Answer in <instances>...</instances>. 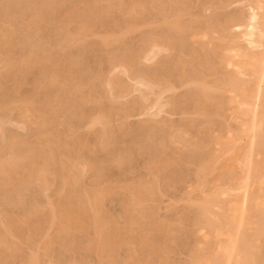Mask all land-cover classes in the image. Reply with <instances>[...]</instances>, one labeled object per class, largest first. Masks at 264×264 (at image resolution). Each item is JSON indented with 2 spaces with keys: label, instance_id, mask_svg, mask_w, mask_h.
<instances>
[{
  "label": "bare ground",
  "instance_id": "bare-ground-1",
  "mask_svg": "<svg viewBox=\"0 0 264 264\" xmlns=\"http://www.w3.org/2000/svg\"><path fill=\"white\" fill-rule=\"evenodd\" d=\"M189 1L0 0V264H264V0Z\"/></svg>",
  "mask_w": 264,
  "mask_h": 264
},
{
  "label": "rangeland",
  "instance_id": "rangeland-1",
  "mask_svg": "<svg viewBox=\"0 0 264 264\" xmlns=\"http://www.w3.org/2000/svg\"><path fill=\"white\" fill-rule=\"evenodd\" d=\"M171 1L172 0H169V3H171ZM190 1H191V3H190ZM189 1V6H191L192 8H190V7H188V9H190V11L188 10V13H190L191 14V10H192V16L191 17H193V16H196V12H198V4H199V1L200 0H190ZM196 2V3H195ZM198 2V3H197ZM194 3V4H193ZM195 6H197V7H195ZM196 8V9H195ZM234 10V6H230V7H228L227 8V10ZM194 10V11H193ZM194 12V13H193ZM208 12V11H207ZM206 12V13H207ZM205 13V14H206ZM207 15H209V12H208V14ZM189 16V14L188 15H185V17H188ZM146 63V62H145ZM122 80L121 81H123V82H126V80H127V78H121ZM125 80V81H124ZM128 81V80H127ZM131 85H130V87L132 86V83L130 82V81H128ZM127 82V83H128ZM128 83V84H129ZM184 89V88H183ZM183 89H182V91H183ZM85 90H87V89H85ZM131 91L133 92H135V94H134V92H133V94H131L130 95V93H131ZM181 91V89L180 90H178V92H180ZM181 91V92H182ZM137 92V93H136ZM130 93H129V95H127L126 97H124V98H122V100L120 99V101L122 102L124 99H126V101H128V100H130L131 98H133L134 96H138L139 95V92L138 91H136V90H134V87L132 86V88L130 89ZM105 94V93H104ZM103 94V95H104ZM137 94V95H136ZM98 95V94H97ZM106 95H109L108 93H106ZM150 95V96H149ZM149 95H147L148 96V98L149 99H151L150 97H153V95H151V94H149ZM105 96V95H104ZM104 96H101L100 97V95H99V97H97V101H95V102H100V104L102 103V104H106L105 102H107V100H109V96H106V97H104ZM104 97V98H103ZM108 97V98H107ZM129 97V98H128ZM101 99V100H100ZM128 99V100H127ZM100 100V101H99ZM103 100H104V102H103ZM124 102V101H123ZM145 104H147V103H145ZM167 110L165 111V112H161L160 114H156V116L155 115H152V117L151 116H144L146 119H150V120H152V121H154V122H162V121H171L172 120V122H174V121H176L177 122V120L179 121V119L181 120L183 117H184V115H187V114H182V115H180V114H178V115H172V114H170L169 115V113L170 112H168L167 113V111H168V108H166ZM138 111V108H136V109H134L133 110V114H132V116L131 115H129V116H131V117H127L128 119H126L125 117H123V116H121V114L119 113V115H117L116 116V119H119L118 121H116L115 123H120V122H134V120H136L135 122H137L141 117V120H144L143 118V116H139V115H136V113L134 114V112H137ZM190 114H192V113H188V115H190ZM136 115V116H135ZM158 115H159V117H158ZM164 116V117H163ZM180 116V117H179ZM194 115H190L189 117H193ZM138 117H140V118H138ZM151 117V118H150ZM154 117V118H153ZM185 117H187L188 118V116H185ZM121 118V119H120ZM157 121H156V120ZM168 119V120H167ZM169 119H171V120H169ZM162 120V121H161ZM14 124H12V126H13ZM11 130H13V131H15L16 129H17V131H15V132H18V133H21L22 132V130L21 129H19V128H15V125L13 126V127H9ZM191 133H194L193 132V130H191ZM119 137H121V138H119ZM124 138V136H118V139H120V144L123 142L122 141V139ZM124 143V142H123ZM122 143V144H123ZM97 153H98V155H97ZM96 154H94V155H97V156H101L100 154L101 153H99V151L97 152ZM138 157H135L134 156V158H133V162H140V161H142L143 159V156L141 157V156H139V155H137ZM141 157V158H140ZM137 158V159H136ZM136 160V161H135ZM137 160H139V161H137ZM135 163H133V165L135 166V167H133V169H134V172H133V170H130L129 172H123L122 173V175L120 174V173H117L118 171H117V169H113V172H112V175H111V177H110V179H116V181H119V179H120V177H121V180H122V178L124 179V180H128L129 178H130V180L129 181H131L132 179H133V177L136 179V181L139 179V178H145L146 176H145V174L144 173H142V171H141V169L139 168V164L137 165V163L135 164ZM190 168H192V167H190ZM137 169V170H136ZM112 171V170H111ZM138 171V172H137ZM119 174V176L120 177H118V175L116 174ZM115 173V174H114ZM134 175H133V174ZM115 177V178H114ZM132 178V179H131ZM86 179V178H85ZM135 179H134V181H135ZM89 179H87L86 181L84 180V182H85V184H86V186H88L89 184H87V182L89 183V181H88ZM185 189H178V190H175V191H170V193H172V194H170V196H171V198L172 199H170L169 200V198H170V196H165V197H163V201L161 200L160 201V204H161V207H160V209L162 208V207H164V208H162L161 210H159V217L161 218V219H164V220H167V222H168V224H169V229H174V227L176 228L177 226H178V223H177V221H179L177 218H181L180 217V215L182 216V221L181 222H184V227H186L187 228V226H188V229H190V228H192L193 226L189 223V221H187V220H185V218H187L188 216H191V212H192V207L190 208L189 207V204H188V202L187 201H185L187 198V194H186V191L185 192H183ZM180 191V192H179ZM175 192V193H174ZM41 193H43V192H40L39 193V198H42L43 200L46 198V193L45 194H41ZM180 195L182 196V197H180ZM176 197V198H175ZM186 199H185V198ZM191 197H194V195L192 194L191 195ZM179 198L181 199V200H179ZM182 198H184V199H182ZM41 199V200H42ZM119 201H118V200ZM176 199V200H175ZM113 200V201H112ZM179 200V201H178ZM115 201V202H114ZM170 201H172V202H170ZM117 202V203H116ZM120 202V197H118V196H115L114 198H111V199H109L108 200V202H107V208L109 209V211H111V214L113 215V216H115V215H117L115 218L116 219H118V221H122L121 219V217H120V208H119V203ZM167 202H168V204H167ZM181 202V203H180ZM109 203V204H108ZM112 203H114V204H112ZM163 203V204H162ZM177 203V204H176ZM179 203V204H178ZM167 204V205H166ZM171 204V205H170ZM176 204V205H175ZM165 205H166V207H165ZM184 205V206H183ZM109 206V207H108ZM117 208V209H116ZM167 208V209H166ZM179 208V209H178ZM184 208H185V210H184ZM112 209V210H111ZM187 209L188 210H190V211H187ZM178 212V214H177V212ZM183 211H184V213H183ZM118 213H119V215H118ZM176 213V214H175ZM163 214V216H161ZM188 214V215H187ZM171 217H173L172 219H171ZM168 218V219H167ZM175 219H176V221H175ZM170 220H172V221H170ZM174 221V222H173ZM187 221V222H186ZM122 223V222H121ZM172 224V225H171ZM174 224V225H173ZM186 224V225H185ZM191 230V229H190ZM192 230H193V228H192ZM193 232H194V230H193ZM192 239H194V238H190L188 241H187V243L190 241V243L192 242ZM186 243V244H187ZM194 243V242H193ZM166 244H168V246L166 245ZM165 244V247H166V249L168 248L169 249V247L170 248H173L174 247V245H173V243H171V242H167ZM173 245V247H172V245ZM187 246V245H186ZM186 246H184L183 245V247H180V249L179 250H173V251H169V253L170 254H168V252H165L164 253V257H167L168 258V260L171 262V261H176V260H178V261H182V260H184L185 258H187L188 256H187V251H186V249H185V247ZM165 249V250H166ZM185 249V250H184ZM25 251H27V253H28V250H25ZM29 251H31V250H29ZM124 251V252H123ZM126 251L127 250H122V252L120 251V253H121V255H124V254H126ZM184 251V252H183ZM172 253V254H171ZM175 253V254H174ZM185 253V254H184ZM182 254V255H181ZM169 255V256H168ZM163 256V255H162ZM172 256V257H171ZM187 256V257H186ZM171 257V258H170ZM173 259V260H172ZM180 259V260H179ZM93 264H96L95 262H93Z\"/></svg>",
  "mask_w": 264,
  "mask_h": 264
}]
</instances>
